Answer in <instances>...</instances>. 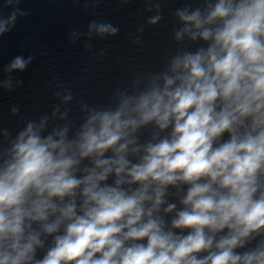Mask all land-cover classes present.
Listing matches in <instances>:
<instances>
[{"label": "clouds", "instance_id": "clouds-1", "mask_svg": "<svg viewBox=\"0 0 264 264\" xmlns=\"http://www.w3.org/2000/svg\"><path fill=\"white\" fill-rule=\"evenodd\" d=\"M148 3L156 26L160 4ZM27 15H0V36ZM173 15L163 66L107 104L81 102L82 122L57 104L15 136L0 128V264H264V0ZM118 32L93 20L71 38ZM32 61L17 55L6 71Z\"/></svg>", "mask_w": 264, "mask_h": 264}]
</instances>
